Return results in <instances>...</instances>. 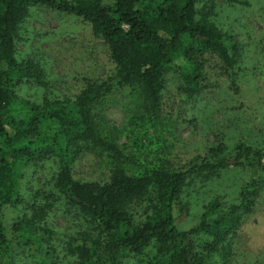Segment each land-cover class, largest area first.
Masks as SVG:
<instances>
[{
	"label": "trees",
	"instance_id": "1",
	"mask_svg": "<svg viewBox=\"0 0 264 264\" xmlns=\"http://www.w3.org/2000/svg\"><path fill=\"white\" fill-rule=\"evenodd\" d=\"M202 2L0 0V264H21L15 260L18 248L31 251L34 264H53L44 255L53 239L48 219L59 202L80 223L81 230L65 243L75 264H230L232 241L264 193V148L241 143L230 151L224 137L184 168L160 166L132 175L127 170L132 158L94 113L124 89L147 111L159 112L168 76L176 78L189 102L225 97L214 74L217 62L227 90L241 93L244 53L218 24L216 3ZM40 8L86 22L110 51L112 75L90 81L75 99L24 94L50 87L46 66L23 58L17 47L19 31ZM90 155L109 162L106 181L75 177L76 165ZM50 170L51 188L31 189L26 197L23 182ZM230 172L247 176L236 195L201 204L198 224L182 229L186 193L216 188ZM17 206L23 213L11 237L5 210Z\"/></svg>",
	"mask_w": 264,
	"mask_h": 264
},
{
	"label": "rangeland",
	"instance_id": "2",
	"mask_svg": "<svg viewBox=\"0 0 264 264\" xmlns=\"http://www.w3.org/2000/svg\"><path fill=\"white\" fill-rule=\"evenodd\" d=\"M211 1L217 5L218 24L232 34L244 53L239 80L242 91L234 95L227 90L228 80L217 62L214 74L227 94L222 98L189 102L177 90L174 76L167 78L160 111L156 113L135 101L129 89L114 92L94 113L98 120L114 129L116 142L132 158L127 166L132 175L150 173L160 166L184 168L193 159L206 157L208 150L224 137L230 151L241 143L264 148V0H240L245 5L236 7L224 0H203L202 5ZM114 2L104 0L106 5ZM19 37L17 47L21 56L41 61L50 83L48 90L27 89L23 92L27 96L75 99L87 83L102 82L114 71L107 45L96 40L90 26L80 18L40 8L31 13ZM235 108L238 110L232 113ZM109 165L105 159L90 155L76 165L75 177L81 181H106ZM53 171L25 180L23 194L27 197L31 189H50ZM246 181L245 174L230 172L218 181L216 188L209 185L188 191L182 200L188 207L184 208L180 227L189 229L198 224L201 204L217 197L227 201ZM22 213V206L5 210V224L11 237L14 236L11 227ZM48 222L53 239L45 250L47 262L75 264V258L65 250V243L81 230L76 215L69 214L68 208L59 202ZM30 253L18 248L15 260L34 264ZM229 263L264 264V193L232 241Z\"/></svg>",
	"mask_w": 264,
	"mask_h": 264
}]
</instances>
